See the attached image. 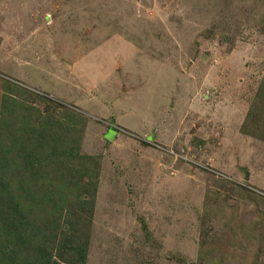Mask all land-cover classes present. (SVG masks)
I'll list each match as a JSON object with an SVG mask.
<instances>
[{
	"label": "rangeland",
	"instance_id": "rangeland-1",
	"mask_svg": "<svg viewBox=\"0 0 264 264\" xmlns=\"http://www.w3.org/2000/svg\"><path fill=\"white\" fill-rule=\"evenodd\" d=\"M263 78L264 0H0V106L9 83L77 110L101 156L87 264H264L237 187L264 193Z\"/></svg>",
	"mask_w": 264,
	"mask_h": 264
},
{
	"label": "trees",
	"instance_id": "trees-1",
	"mask_svg": "<svg viewBox=\"0 0 264 264\" xmlns=\"http://www.w3.org/2000/svg\"><path fill=\"white\" fill-rule=\"evenodd\" d=\"M9 85L0 106V264H87L101 171V156L83 146L89 122L43 95L40 111ZM263 92L264 78L241 131L264 144Z\"/></svg>",
	"mask_w": 264,
	"mask_h": 264
},
{
	"label": "water",
	"instance_id": "water-1",
	"mask_svg": "<svg viewBox=\"0 0 264 264\" xmlns=\"http://www.w3.org/2000/svg\"><path fill=\"white\" fill-rule=\"evenodd\" d=\"M248 175H249V174L246 172V173H245V180H248V178H249Z\"/></svg>",
	"mask_w": 264,
	"mask_h": 264
}]
</instances>
